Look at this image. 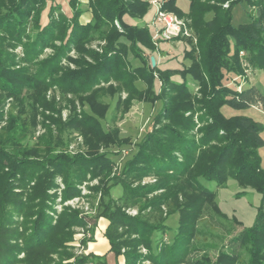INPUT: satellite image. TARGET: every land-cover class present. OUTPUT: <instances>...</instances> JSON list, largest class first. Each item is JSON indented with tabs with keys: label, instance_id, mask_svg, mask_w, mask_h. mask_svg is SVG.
Instances as JSON below:
<instances>
[{
	"label": "trees",
	"instance_id": "trees-1",
	"mask_svg": "<svg viewBox=\"0 0 264 264\" xmlns=\"http://www.w3.org/2000/svg\"><path fill=\"white\" fill-rule=\"evenodd\" d=\"M160 1L161 9L190 21L186 19L187 26L192 28L197 41L195 45L188 41L191 46L184 53L190 61L187 67H151L150 59L144 57L146 51H155L151 31L147 25L128 24L125 17L143 18L150 1L90 0L92 18L82 26L78 22L80 11L75 9V0L68 2L72 12L69 18L62 13L55 17L53 6L49 4L43 24H40L41 12L50 1L17 0L13 8H5L6 1L0 0V11H4L0 14V104L11 97V111L18 112L11 114L0 129V264L17 261L20 249L11 239L21 234L18 226L14 229L12 224L19 223L21 214L27 222L25 231L29 230L23 248L27 254L25 262L64 264L50 262V255L65 252L70 229L84 222L75 211H69L60 214L52 224L48 189L54 185V176L61 175L65 184L62 199H69L79 194L76 184L88 174L100 177V214L108 219L103 236L116 259L124 248V264H140L143 260H150L152 264L183 261L184 264H210L206 255L185 262L206 207L222 215L215 202V192L204 187L201 180L214 181L221 186L228 177L235 178L244 189L249 186L262 195L253 224L243 228L237 238L249 254L244 264H264V171L257 152L264 145L260 136L262 126L248 116L225 117L220 111L222 105L245 109L262 102V95L255 86L228 89L222 81L225 72L240 73V50H246L255 71L264 69V1L187 0L186 12L176 6V0ZM225 2H229L227 8L222 7ZM236 4L256 6L257 17L249 14L247 21L233 25L232 9ZM33 10H36L33 21L38 32L33 42L24 45L25 58L16 59L9 47L21 43L26 21ZM115 20L121 32L116 29ZM94 38L105 40L101 53L84 48V44ZM55 41L60 42L58 46ZM46 47L54 49L52 56L35 62ZM71 49L80 57L70 59ZM130 53L140 61L139 65H130ZM64 58L73 62L75 68L62 66ZM24 61L26 65L20 66ZM174 75H178L179 80L173 79ZM187 77L197 85L196 93L190 90ZM154 78L160 82L157 93L152 90ZM109 80L118 82V88L98 86L101 81ZM138 80L144 82L145 89H138ZM52 85H56L62 95L72 94L74 99L88 102L98 116L107 109L102 100L107 91L126 93L123 100L117 98L116 101L115 107L121 113L135 100H161V109L153 118L151 129L133 150L128 149L123 155L126 160L119 176H110L113 156L99 152V148L110 144L127 145L128 139L119 136L117 129L105 132L97 116L82 114L78 118L80 116L73 112L64 123L49 118L56 125L57 134L63 132V128H78L85 135L88 146L85 153L70 156L52 152L55 148L52 133L43 136L36 146H23L21 141L25 132L34 126L36 110L41 107L56 111L55 104L44 96ZM0 106L1 120L3 107ZM147 176H154V183L139 184ZM117 185L122 193L116 202L109 190ZM136 205L137 216H128L123 211L124 207ZM162 206L167 210L165 217L158 215L150 220L145 216L146 210L158 212ZM110 207L114 209L112 212H108ZM174 213L178 215L176 230L165 246L162 243L167 241L165 221ZM156 232L165 238L156 241ZM140 245L148 250L146 256L138 252ZM238 260V255L220 250L215 263L236 264ZM78 262H83V258Z\"/></svg>",
	"mask_w": 264,
	"mask_h": 264
},
{
	"label": "rangeland",
	"instance_id": "rangeland-1",
	"mask_svg": "<svg viewBox=\"0 0 264 264\" xmlns=\"http://www.w3.org/2000/svg\"><path fill=\"white\" fill-rule=\"evenodd\" d=\"M5 8H13L17 0L7 1ZM37 1V0H36ZM47 1V0H46ZM51 3H47L45 8L42 10L40 24H43L47 20V7L51 4L54 11V16L57 17L59 13L64 14L68 18L70 17V8L68 5L69 0H48ZM150 1V0H146ZM159 1V0H158ZM236 1V0H232ZM264 1V0H263ZM90 0H75V9L80 11L78 16L79 24L86 25L91 21L92 13L89 5ZM229 2L222 4L223 8H227ZM176 6L182 11L186 12L188 10L187 0H176ZM40 10V9H38ZM74 10V8H72ZM256 6L241 5L236 4L232 9V19L233 25H237L241 22H245L249 19V14L255 18L257 17ZM155 6L149 3L146 13L143 18H130L125 17L128 24L132 25H147L151 31V41L154 47L153 52L146 51L144 57L150 59L151 56H155V65H160L159 68L166 69H181L187 67L190 63L188 59L184 57L185 51L190 49V43L196 44V36L193 33L192 28L188 25V35H183L179 37L172 38L171 40L157 39L156 44L153 41V28L149 26V23L154 15ZM36 10L30 13L28 20L25 24V32L22 37L21 43L16 44L14 47H9L16 59L25 58L24 45L33 42L35 35L38 32V28L33 21L35 17ZM0 14H4V11H0ZM207 17H210L208 15ZM183 20L187 18H182ZM188 20V19H187ZM190 21L188 20V23ZM114 24L118 31H122L120 25L115 20ZM189 41V42H188ZM59 41H55V45H59ZM129 43H127L128 45ZM105 46V40L94 38L89 42L84 44L86 50H90L95 53H101L103 47ZM54 52L52 47H46L35 59V62H41L45 59L50 58ZM68 57L70 59H77L80 54L75 50L71 49L68 52ZM88 59V58H86ZM128 59L130 65L137 66L140 61L134 56L128 54ZM238 62L240 65V73L225 72V78H223V84L225 87L242 89L244 86H255L260 94L262 95V102L257 106H250L245 109H233L230 106L222 105L220 111L223 116L230 117L236 115L248 116L255 122L261 124L262 131L260 133L261 138L264 141V69L256 71L248 58L246 50H240L238 54ZM159 62V63H158ZM26 65V62H22L20 66ZM61 65L69 67L70 69L75 68V64L67 59L61 60ZM154 65V66H155ZM17 67V66H16ZM153 67V66H151ZM156 73H154L155 75ZM173 79L179 80L178 75H174ZM188 85L190 90L194 93L197 92V85L189 77H187ZM118 82L115 80H109L107 82L101 81L98 86L107 87L112 86L113 88H118ZM138 89H145L146 85L144 82L138 80L136 82ZM160 82L157 78L153 79L152 90L157 93L159 90ZM45 99L55 104L56 111H51L49 109H42L39 107L34 115V126L25 132V136L21 143L23 146H36L40 139L47 133H52V142H55L54 153H63L70 156H75L80 153H85L88 149L85 135L76 127L63 128V132L57 134L56 125L50 122V117L57 118L61 122H65L69 117L74 114L79 115L81 118L82 114L97 116L98 121L102 125L103 130L108 131L112 129H117L119 131V136L127 138V145L118 146L116 144H110L109 146H101L99 152H107L111 157V171L110 176H119L123 164L126 160V152L128 149H134L137 142L141 140L147 130L151 129V122L155 115L161 109V100L154 101H139L135 100L129 109L123 113L120 110L117 111L116 106L117 98L123 100L126 97V93L122 91L121 93L111 94V92H105L102 100L107 107L104 114L100 115L101 110L99 106L98 114L93 110L92 106L88 102H81L74 99L72 94H63L60 92L56 85L48 87L44 92ZM2 98V97H1ZM0 98V99H1ZM13 99L8 97L0 105L3 107V116L0 120V129L3 128L8 117L11 114H17V111H11ZM104 105V106H105ZM1 107V106H0ZM72 114V115H71ZM28 116L29 117H32ZM23 117V115H22ZM84 118V117H83ZM49 131V132H48ZM121 149V150H120ZM119 152H123L122 155ZM258 156L260 157V168L264 171V145L257 149ZM154 176H147L141 179L140 183L150 184L155 181ZM54 185L48 189V195L51 197V214L53 216L52 224H55L63 212L75 211L78 217L84 222L83 225H73L70 229V240L68 241L65 252L63 250L59 252H54L50 255V262L56 263L62 261L64 264H124L125 259L123 257L124 248L120 250L121 255L116 259L114 255L109 251V244L105 238H103L100 232L103 230L102 235H104L105 228L104 224H108V219L100 214L101 210V197L102 191L100 190V177H92L91 174L86 175L84 179L76 184V188L79 190V194L73 196L69 199L63 200L62 193L65 188L64 181L61 175L54 176ZM204 187L215 192V202L219 208L220 215L214 213L210 207H206L202 217L198 221V233L193 237L191 245V251L188 254L186 261H192L206 255L210 258V264H216L215 260L220 250L227 253H234L238 255L239 260L236 264H244L248 258L246 249L240 245L238 240L239 233L243 228L251 226L254 222L257 208L260 205L262 195L255 191L251 187H246L245 189L242 185L233 177H228L226 182L218 186L214 181L201 180ZM33 183H31L32 185ZM19 188H15L17 191ZM110 196L116 202L118 201L122 189L119 185L112 187L110 190ZM160 192V191H158ZM240 192V193H239ZM239 193V195H237ZM108 200V199H107ZM105 200V202H107ZM120 203L118 202V205ZM114 209L110 207L108 212H112ZM264 210V203H263ZM123 211L128 216H137L138 207H124ZM160 212V213H159ZM154 214L151 215V214ZM151 216H150V215ZM167 210L164 206L158 212H150L146 210L145 216L150 220H154L158 215L165 217ZM15 219V218H14ZM177 213L167 216L165 224L168 226V231L166 232V242L162 243L168 246L167 243L172 236V233L176 230L177 226ZM19 223L12 224V228H16L20 232V236L11 239V243L17 245L20 249L17 254V261L15 264H27L25 262L26 253L24 252L25 237L29 233L25 231V226L27 225L26 218L24 214L20 215ZM17 225V226H16ZM11 226V225H10ZM84 230V234L81 231ZM82 233V234H80ZM81 236H78V235ZM154 238L156 241L165 238L162 237L158 232L155 233ZM162 244V245H164ZM160 245V244H159ZM194 246V247H193ZM194 248V249H193ZM138 252L142 255L148 253V250L144 245L138 247ZM62 255V257H60ZM83 258V262H78V259ZM104 260L106 261L104 263ZM184 262V261H183ZM180 264H184V263ZM140 264H152L150 260H143Z\"/></svg>",
	"mask_w": 264,
	"mask_h": 264
},
{
	"label": "built area",
	"instance_id": "built-area-1",
	"mask_svg": "<svg viewBox=\"0 0 264 264\" xmlns=\"http://www.w3.org/2000/svg\"><path fill=\"white\" fill-rule=\"evenodd\" d=\"M150 3L155 6L154 15L149 23V26L153 28L152 38L155 44L157 39L171 40L175 37L188 35V27L185 20L177 17L172 12L161 9L160 0H150ZM81 231L84 234L85 231L82 229ZM80 234L78 236H81Z\"/></svg>",
	"mask_w": 264,
	"mask_h": 264
},
{
	"label": "water",
	"instance_id": "water-1",
	"mask_svg": "<svg viewBox=\"0 0 264 264\" xmlns=\"http://www.w3.org/2000/svg\"><path fill=\"white\" fill-rule=\"evenodd\" d=\"M150 63H151V66L155 65V60L153 56L150 57Z\"/></svg>",
	"mask_w": 264,
	"mask_h": 264
},
{
	"label": "crops",
	"instance_id": "crops-1",
	"mask_svg": "<svg viewBox=\"0 0 264 264\" xmlns=\"http://www.w3.org/2000/svg\"><path fill=\"white\" fill-rule=\"evenodd\" d=\"M154 57V59L156 60V58H155V56H153ZM159 63V62H158ZM159 65V64H158ZM160 66V65H159ZM106 223L104 224V227L103 228H105L106 227ZM102 233H103V230L100 232V234H101V236L103 237V238H105L103 235H102ZM106 239V238H105ZM107 241V240H106Z\"/></svg>",
	"mask_w": 264,
	"mask_h": 264
}]
</instances>
